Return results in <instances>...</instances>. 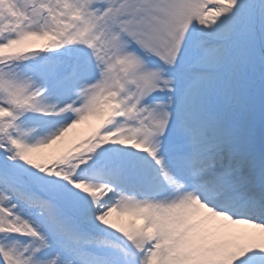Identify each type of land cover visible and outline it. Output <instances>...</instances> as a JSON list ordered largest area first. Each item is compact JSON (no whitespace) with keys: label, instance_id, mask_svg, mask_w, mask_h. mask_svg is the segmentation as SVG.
Returning <instances> with one entry per match:
<instances>
[{"label":"snow or ice","instance_id":"snow-or-ice-1","mask_svg":"<svg viewBox=\"0 0 264 264\" xmlns=\"http://www.w3.org/2000/svg\"><path fill=\"white\" fill-rule=\"evenodd\" d=\"M0 264H264V0H0Z\"/></svg>","mask_w":264,"mask_h":264},{"label":"rangeland","instance_id":"rangeland-1","mask_svg":"<svg viewBox=\"0 0 264 264\" xmlns=\"http://www.w3.org/2000/svg\"><path fill=\"white\" fill-rule=\"evenodd\" d=\"M78 130H79V135H74L73 133H69V136L70 137H73V139H79L83 136H85L89 131L90 129L88 128V125L87 124H83V125H80L78 126ZM45 152H49L51 150H44Z\"/></svg>","mask_w":264,"mask_h":264}]
</instances>
